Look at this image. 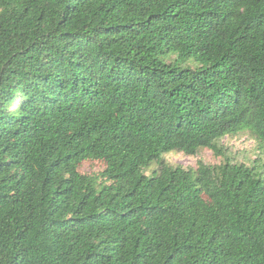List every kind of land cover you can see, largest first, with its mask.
<instances>
[{"label": "trees", "instance_id": "trees-1", "mask_svg": "<svg viewBox=\"0 0 264 264\" xmlns=\"http://www.w3.org/2000/svg\"><path fill=\"white\" fill-rule=\"evenodd\" d=\"M244 132L264 148V0H0V264H264Z\"/></svg>", "mask_w": 264, "mask_h": 264}, {"label": "rangeland", "instance_id": "rangeland-1", "mask_svg": "<svg viewBox=\"0 0 264 264\" xmlns=\"http://www.w3.org/2000/svg\"><path fill=\"white\" fill-rule=\"evenodd\" d=\"M222 145L227 149V156L234 159L235 162L244 163L252 166L254 163L260 164L259 173L264 176V148L248 133H240L235 136L226 137L222 141ZM166 162L174 166H182L185 169H195L199 162L209 165H217L222 162V158H217L211 150L202 149L195 156H188L180 152H172L165 155ZM256 161V162H255ZM101 169V165L86 163L83 166L84 172H95ZM156 169V165L152 164L147 174L151 175Z\"/></svg>", "mask_w": 264, "mask_h": 264}]
</instances>
